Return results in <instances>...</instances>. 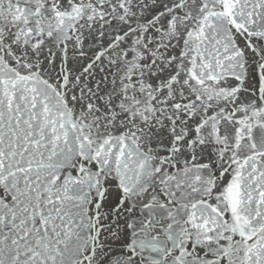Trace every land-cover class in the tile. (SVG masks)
Listing matches in <instances>:
<instances>
[{
    "label": "snow or ice",
    "instance_id": "1",
    "mask_svg": "<svg viewBox=\"0 0 264 264\" xmlns=\"http://www.w3.org/2000/svg\"><path fill=\"white\" fill-rule=\"evenodd\" d=\"M0 264H264V0H0Z\"/></svg>",
    "mask_w": 264,
    "mask_h": 264
}]
</instances>
